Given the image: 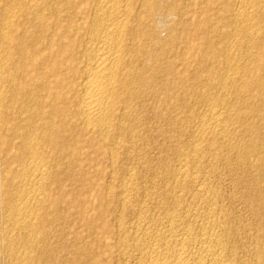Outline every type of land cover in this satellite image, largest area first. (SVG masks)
<instances>
[{
	"label": "bare ground",
	"instance_id": "obj_1",
	"mask_svg": "<svg viewBox=\"0 0 264 264\" xmlns=\"http://www.w3.org/2000/svg\"><path fill=\"white\" fill-rule=\"evenodd\" d=\"M258 1L225 0L232 9L226 15L229 29L221 32L213 21L223 7L206 0H2L0 259L40 264L43 252L50 253L48 235L52 237L57 223L62 226L53 216L59 211L54 196L64 190L61 174L71 178L55 159L78 163L94 147L108 151L102 160L112 169L123 137L134 141L135 149L137 129H142V98L171 97L177 85L187 87L182 90L186 93L193 88L190 76L197 67L200 97L195 103L202 104L201 115H196L187 142H178L180 148L173 143L176 166H163L162 186L153 178L150 184L158 183L152 187L157 190L142 197V207L132 210L133 219L124 222L126 212L120 215L125 208L129 211L135 192L132 172L120 185L121 217L114 227L108 220L113 187L103 191L98 182L89 183L82 199L63 200V209L77 214L82 224L97 214L99 226L88 222L76 236L81 254L100 249L86 264H264V188L238 179L246 169L264 174V113L256 116L262 132L250 118L258 110L254 99L260 110L264 107V50L255 45L264 36ZM201 4L211 14L196 12ZM254 17L259 19L256 25L250 24ZM199 32L204 37L194 42L192 36ZM242 35L248 38V49H256L254 54L244 51L247 56H240ZM220 36L227 45L217 48L212 40ZM196 50L201 54L194 56ZM211 86L214 97L207 93ZM204 90L207 97H202ZM245 131L250 134L247 140L241 137ZM235 147L244 149L242 155H230ZM89 167L98 171L96 165ZM111 171L106 173L108 182ZM226 180L237 195L227 189L225 197L228 185L221 186Z\"/></svg>",
	"mask_w": 264,
	"mask_h": 264
},
{
	"label": "rangeland",
	"instance_id": "obj_2",
	"mask_svg": "<svg viewBox=\"0 0 264 264\" xmlns=\"http://www.w3.org/2000/svg\"><path fill=\"white\" fill-rule=\"evenodd\" d=\"M206 1L207 2H211L212 5H214L215 7L217 6V4L218 5H221V7H223L224 10L221 8L222 9L220 11L221 15L218 16L217 21H213L215 23L213 26L214 27L217 26L218 30L221 31V32L227 31L229 29V27H228V24H225V22L228 23V19L226 18V15L228 16V14H229V11L228 10L232 9L231 8L232 7V4L230 5V3H229V6H228L225 3V0H206ZM259 1L257 3V4L260 3V6L257 5V8H259V9H257L258 10V13L261 12V11H262V13H264V0L263 1L262 0H259ZM222 3L223 4L225 3L226 5L223 6ZM1 4H2V0H0V5ZM195 10H196V12H199V11L203 12L204 15H206V14L209 15L212 12L209 9L206 8L205 4H201V5L196 6V9ZM225 19H226V21H225ZM255 20L258 21L259 19H257V17L256 18L254 17V20H252L253 22L251 21L250 24L252 23V24L256 25V23H258V22L255 21ZM259 26L261 27V24H257V27H259ZM258 31H259L258 34L260 35L262 33V31L261 30H258ZM258 34H257L256 37H259ZM242 36H243L244 39L243 38H240V39H242L241 40L242 41V44L245 45V46L242 45V47L240 48V50L242 49L241 50L242 52L239 53L240 56L241 57H244L246 55L244 53V51L248 52L247 53L248 55H249V52H250V55L251 54H254L256 52V49L255 48H252L253 51H251L252 49L249 50L248 48H251L250 47L251 45H249V42L248 43L246 42L247 41L246 39H248V38L245 39V36L244 35H242ZM203 37H204V35L202 33H200V32H199V34L194 33V35L192 36L194 42H198V41L201 42V40H202ZM262 38H259V39H261L263 42L261 40L257 39L255 45L256 46L258 45L259 48H261V49L264 50V36ZM243 40H245V43H247V44L243 43ZM226 41H227V39H225L224 37H223V39H222V37L221 38L214 37L213 40H212V42L217 45V46L215 45L217 48H219L221 46L222 47L226 46L227 45V42ZM199 54H201V53H199ZM199 54H198V51L197 50L194 52V56L199 55ZM167 56H168L167 59H169V58L172 59L173 58L171 54H167ZM174 72H177L176 71V68H174ZM197 72L200 73L201 71H200L199 68L196 67V69L194 70V72H192V76H190L191 78H190V83L189 84L190 85H193V88L190 89L189 91H186V93L185 92H182V90L183 89H188L187 87H184V86H181V85H177V87L174 86V90L171 93V95H172L171 97H157V98L156 97H150V98L149 97H146V98H142V101L144 103V104L142 103V105H143L142 106V113H140V117L142 116V129L141 128H138L137 129V132H138L139 137H137V141L133 144L135 146V149L137 151L131 145V143H133L134 141H129L128 139H126V138L123 137L124 143L121 144L123 146V148H120L119 150H117V152L115 150L116 153L113 152L116 155L115 156V159L117 161L114 160L116 163L112 165V169H110L109 165L106 162H104V160H102L103 158H106V156H107L106 153H108V151L106 152L104 150H97L94 147L88 148V154H87V156H84L78 163L77 162H70V164H67L69 162L66 159H64V160H59V159L57 160V159H55L56 161L55 160L53 161L55 163L57 162L56 164L59 167L60 171L65 172L66 175L69 174L71 176V178L70 179H67V178H65V175H62L61 174V176H62L61 185L64 186L63 187L64 190L63 191H60V193H58L57 195L54 196L57 199V201L59 202L58 203V206H59V209L58 210L59 211H58V213L54 214L53 216L55 218H57V220H58V218H60V225H62V226L57 227V225H58V223H57V225H56L57 228L56 227H53L52 230H51L55 234L53 232H50V235H52V237L48 235L49 239L51 237L52 241L50 240L49 241L50 244H49V242H48L49 239L47 238L46 243L49 244L52 248L50 246H48L47 244H46V246H47L48 249H51L52 252L50 250H49L50 253H47L46 251L43 252L44 255L46 253L47 254H46V256H44V255L42 256L41 255L40 260L42 261V259H43L42 264H50V263L51 264H54V263L55 264H86L85 261H86V259L88 257L95 255V251H97V250L100 251V249H97L96 250V248H93L92 250H88L87 253L81 254L79 252V250H78L79 249L78 247L80 246V244L76 242L77 241L76 240V236H77V234L81 230L80 227H85V225L87 226V223L88 222H94V223H96L97 226H99V221H98L99 219H97V216H96L97 214L93 218H91V220H88L87 222L85 221V223L82 224L81 222H78V216H77V214L73 213L71 210L63 209V205H64L65 201H67L68 198L70 199L69 201H72L73 200V202H76L78 200V198H80V200H81L82 197H83V194L85 192L84 190L86 189V187L88 186L89 183H97L98 182L97 184H99L100 188H102L101 190H103V191H105L104 190L105 187L106 188L113 187V188H111V190H113V191H111V195H109V198H108V201H110V203L109 202H108L109 204L107 203L108 204V209H109V211H111L110 212V215L108 216L109 225L112 226V227H114L116 225L117 221H115V220H117L118 218H120L121 217L120 215H125V214L127 215V216L125 215L127 220L124 218V216L121 217L124 222H129L131 219H133V216H132L133 212H132V210L133 211L134 210H138L137 208H138V205H140V204L141 205L139 206V208L142 207V200H143L142 197H144V196L145 197H148V196L151 195V191H156L157 189L154 190L155 188H152V187H156V185L158 183H159L158 184L159 186H162V185H160V183L163 184L162 182H165L166 183V176L164 175V172H163L162 169L165 170L164 167L168 168V166H169V168H170L171 165L173 167L174 165L176 166V164H177V162L175 161L176 158H175V155H174V145L175 146H176V144L178 145V142L179 143L187 142L186 140L189 137V130L191 129L190 127H192L193 126L192 124H194L198 120V118L196 117V115H198V117H200L201 112L203 110L202 109L203 106H202V104L200 102L199 103L201 105L198 103V101L195 103V100H197V98L200 97L199 93L196 91V88L199 87L198 86V83L195 81V78H197V77L194 76ZM176 79L177 78H175L174 81ZM207 88H211L210 91H207L209 89H207L206 91H207V93H208L209 96H212V90H214V89H212V86L211 87H207ZM206 91L204 90V94L202 95V97L203 96L204 97H207ZM142 92L145 93L144 88H142ZM188 94L190 95V97H189ZM212 97H214V96H212ZM182 98H184V99L186 98L187 100L186 99L184 100ZM183 101L184 102L187 101V103L186 102L183 103ZM154 104H157V105H155L156 107L154 106ZM176 104H178V106H176ZM253 104L256 106V108L258 110H257L256 113H251L252 115H251L250 118H251V120L255 124L259 125L256 128L261 129L260 126H262V124H260L261 122H259V120H258L259 117H256V116L258 114L264 113V107H262L261 110H260V102H258L256 99H254ZM173 106H176V108L173 107ZM189 106H190V108H189ZM198 106H199V110H198ZM200 106H201V108H200ZM187 108H188L189 111L187 110ZM177 109H178V113H176L177 112L176 111ZM173 111H175V112H173ZM183 111H184V113H183ZM171 114H173V115H171ZM183 115H184V118H182ZM173 116H174V118H173ZM180 116H181V118H180ZM255 117H256V119H255ZM143 118H144V121H143ZM192 120H194V121H192ZM171 121H173V123ZM153 123H156V124H153ZM130 124H132V122H130ZM147 125H149V126H147ZM157 125H158V127H157ZM149 128L151 129V131H150ZM173 128H174V130H172ZM178 129L180 130V132H178L179 131ZM181 130L183 132L185 130V132L182 134V131ZM173 131H174V133H173ZM262 131H263V128L261 129V132ZM247 132L245 131V132H243L241 134V137L243 139H245V140H247L249 138V135H250V134H248L249 132L248 133ZM177 133H179L180 136L177 135ZM247 135H248V138H246ZM141 136L143 138H141ZM162 136H164V137H162ZM178 136L181 137V138H179ZM115 137H116V134H115ZM174 137H175V140H174ZM167 138L168 139L171 138V139H169V142H168V139ZM254 138L256 140V137L255 136H254ZM115 139L117 141L118 137H116ZM115 139H113V141H115ZM138 141H139V143H138ZM140 143H142V145ZM173 143H174V145H173ZM139 144H140V147L141 148L138 149ZM93 145H94V140H93ZM112 146L113 145L108 146V148H110V151H113L114 150V149H111V148H113ZM178 146L180 148L181 145L179 144ZM129 147H130V150H129ZM234 149L229 151V153H230V155L232 157L238 155L237 153L241 154L240 152H242L244 150L243 148L241 149V147H237V148L235 147ZM238 149H239V152L236 151ZM129 151H132V152L129 153ZM231 151L232 152L234 151V152L232 153ZM124 152H127V154L124 153ZM223 153H226V151H223ZM144 155H145V157H144ZM128 156H129V158H128ZM137 159H139V160H137ZM65 160H66V162H65ZM165 161H166V163H165ZM263 161L264 160H262V163H263ZM58 162H60V164ZM174 162H175V164H174ZM89 165H96V166H98V171L97 172H92L91 171V168L89 167ZM134 165H135V167H134ZM140 165H142V166H140ZM161 165H162V168H161ZM164 165H166V166H164ZM66 166H67V168H66ZM220 166L221 165L218 166L219 169L221 168ZM261 167H262L261 168V171H263V173H264V164H262ZM158 169H161L159 171H162L163 174L161 172H159ZM108 170H112L111 171V172H113L112 177L114 178V179L112 178V180H110L109 182H108L109 179L106 176V173H107ZM248 170L249 169H246L244 173L242 171L243 174H240V176H238L239 178L238 177L237 178L238 179H240V178L243 179L244 178L243 179L244 182L246 183V185H248L250 187H253L255 185H259V186L261 185L262 188H264V176H263L264 174L261 175V176H258L255 173H253L252 171H250V170L248 171ZM2 171H3V169L0 168V177H2V175H4L3 174L4 171L3 172ZM133 171H135V172H133ZM131 172L135 175L132 178V181H131V183L133 182L132 183L133 186L132 185L131 186L133 188V191H135V192H134V194L132 193L133 195L130 197L131 204L133 203L134 205L133 204L132 205L130 204V208H128L129 211L127 212V210H125L127 208H125L124 210H122L124 212H121L122 214L120 213V215H119L118 214L119 213V210L118 209H120V211H121V206H119V201H120L119 200V198H120L119 195H120V191H121V188H122V186L120 188V185H123L125 183V181H127V179H128V173H131ZM160 174H161V177H160ZM120 177L121 178L123 177L124 179L123 178L121 179ZM142 178L144 179V181L142 180ZM153 178H154V180L156 179V182H158V183L155 182V185L153 184L154 186L151 187L152 184H150V182L152 183ZM159 178L161 180H159ZM237 178H235L234 180H236ZM257 178H258L259 181H257ZM111 181H112V183H111ZM107 182H108V184H107ZM145 182H146V184H145ZM64 183H65V185H64ZM223 183H225V181ZM226 183H227L226 185L223 184L221 187H224V186H227L228 185V187H226V188L224 187V189H223V191H226L227 192V194L224 192L225 193V197L227 198L229 192L232 193V194H234V193L236 194V190L234 191L233 188H229L230 185H229V182L227 180H226ZM109 184L111 186H109ZM134 184L136 185V187H135ZM118 186H119V188H118ZM143 186H145L146 188L143 187ZM159 186H157V188H159ZM139 188H140V191H139ZM150 188H152V189L150 190ZM146 189H149L150 191L147 190V191H145L146 193H144V190H146ZM227 189L229 190V192H228ZM136 190L138 192H140V193H138ZM69 192L70 193L73 192V195H71V194L69 195L68 194ZM100 193L103 194V196L105 197V193L104 192H100ZM141 193H143V195ZM146 194L148 196H146ZM232 194L229 195V197L232 196ZM153 195H154V193L152 192V195L151 196H153ZM133 196L135 197L134 199H133ZM136 196H138V197H136ZM63 200H65V201H63ZM138 200H139V202H138ZM132 201H134V202H132ZM136 202H138L137 203V206H135ZM238 208H239V206H238ZM239 209H241V206H240ZM114 213H116L117 216ZM131 216H132V218H131ZM63 217H64V220H63ZM112 217L115 218L114 221H113V218ZM59 233H61V234H59ZM56 244H58L60 246V248L57 247L58 245L57 246H53V245H56ZM53 249H54V251H53ZM55 253H56V257H55ZM46 257H47V259H46ZM52 258H54V259H52ZM0 260H1L0 261V264H2L1 263L2 261H3V264H7L6 260H4V259H0ZM41 261H39L40 264H41ZM114 263H112V264H114ZM99 264H102V262H100Z\"/></svg>",
	"mask_w": 264,
	"mask_h": 264
}]
</instances>
